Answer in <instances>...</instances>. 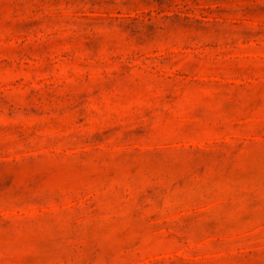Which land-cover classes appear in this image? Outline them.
Listing matches in <instances>:
<instances>
[{
    "label": "rangeland",
    "instance_id": "374dc122",
    "mask_svg": "<svg viewBox=\"0 0 264 264\" xmlns=\"http://www.w3.org/2000/svg\"><path fill=\"white\" fill-rule=\"evenodd\" d=\"M0 264H264V0H0Z\"/></svg>",
    "mask_w": 264,
    "mask_h": 264
}]
</instances>
